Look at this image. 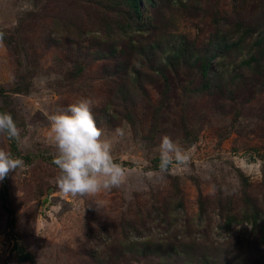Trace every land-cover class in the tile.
Here are the masks:
<instances>
[{
	"label": "rangeland",
	"instance_id": "1",
	"mask_svg": "<svg viewBox=\"0 0 264 264\" xmlns=\"http://www.w3.org/2000/svg\"><path fill=\"white\" fill-rule=\"evenodd\" d=\"M140 9L152 36L194 45L185 65L167 62L166 80L153 69L162 63L134 62L117 80L126 66L106 61L99 46L119 18L111 0H0V112L20 129L19 140L0 133V149L24 161L0 181L15 217L10 231L0 197V264H30L16 261L14 242L35 264H208L224 255L229 264H264L255 262L264 246L249 221L224 225L230 214L242 220L248 204L264 222V84L255 74L264 63L250 59L264 37V0H142ZM221 52L225 59L203 76L198 59ZM215 74L223 83L240 77L232 95L204 88ZM81 98L92 101L126 178L111 191L73 197L55 184L47 117ZM165 135L189 160L161 173ZM128 241L166 253L129 254Z\"/></svg>",
	"mask_w": 264,
	"mask_h": 264
},
{
	"label": "trees",
	"instance_id": "2",
	"mask_svg": "<svg viewBox=\"0 0 264 264\" xmlns=\"http://www.w3.org/2000/svg\"><path fill=\"white\" fill-rule=\"evenodd\" d=\"M114 2L118 9V21L117 19H111L108 34L106 39L103 41L99 39L100 45H105L107 48V53L104 54V59L106 61L117 64L118 66H126L124 67V71L118 75L117 80L119 78H124L127 75V71L129 70L130 63L134 62L135 65H144L143 63H148L151 65L162 63L160 67H154V70H162L169 66L167 62L172 60L181 61L180 65H185L186 60H190L193 58L194 50L193 46L191 50L188 48V44L182 37H177L173 35H155L152 36L150 34L151 25L148 23L141 12L140 6L142 0H111ZM144 19V20H143ZM110 34V36H109ZM157 36V37H156ZM223 41L225 39L223 38ZM227 47H223V51L226 49H235L237 47L235 44L227 45ZM216 49V48H215ZM252 49L255 52L251 55V60H259L261 64L264 63V37L257 38V40L253 43ZM216 57H219L220 60L225 59V53H217L211 54L209 57H204L202 59H198L200 62V66L202 69L203 76H208V71L210 70L211 62L215 60ZM261 58V59H260ZM130 62V63H129ZM171 63V61H170ZM234 60L230 61L228 65H233ZM245 66L250 69V65L248 61L244 62ZM242 67V66H241ZM176 68V67H172ZM262 67H259L257 72L255 73L258 80L264 84V74L261 71ZM119 72V71H118ZM160 75L164 77L163 70L160 72ZM221 76V75H220ZM219 75L215 74L211 78L207 77V83L204 84V88L209 89L213 95H232L233 88H236L238 84L237 80L240 78L237 75H232L229 77L226 83L222 82V78ZM136 79V76L133 75ZM166 80V79H165ZM132 80L128 81L129 84H132ZM213 82V84H212ZM237 82V84H236ZM246 81L243 82V86ZM128 88L127 86H125ZM232 98V97H231ZM0 197L2 200V206L4 211L7 214V222L10 231L14 229L15 225V217L12 209H9L7 205L8 199V190L6 184L3 182L0 190ZM246 212L243 213L242 220L238 219L234 214H230L226 217L225 227H229L232 223H238L242 221H249L251 223V237L255 241H257L259 245L264 246V222L261 219L262 216L259 214V209L256 206L248 204L246 207ZM128 239V238H127ZM150 242V241H149ZM128 245L123 251H126L129 254H135L136 256H155V251H159L160 256L162 257L166 252V250L161 251V249L155 250L156 246L152 245H141L140 247H135L133 241H128ZM17 243L14 242L12 251L17 252L16 261L18 263L29 262L30 264H35V261L31 254L25 253L22 249L17 247ZM258 256L254 257L256 263L264 262V250L263 252H259ZM169 254H167V258ZM221 260H218L213 257V261L208 264H229L228 258L226 256H221ZM152 261V258H151ZM190 264H194L193 262H189Z\"/></svg>",
	"mask_w": 264,
	"mask_h": 264
},
{
	"label": "clouds",
	"instance_id": "3",
	"mask_svg": "<svg viewBox=\"0 0 264 264\" xmlns=\"http://www.w3.org/2000/svg\"><path fill=\"white\" fill-rule=\"evenodd\" d=\"M47 118L50 122V141L57 150L53 159L58 169L55 184L63 194L73 197L96 196L121 187L126 178L125 170L113 158L112 142L102 138L104 133L93 117L90 99L81 98L66 110ZM0 133L10 139H20V129L10 113L0 112ZM116 133L123 135L119 128ZM159 159L160 172L164 173L174 163L186 165L189 156L165 135L159 145ZM23 166L22 159L0 149V181Z\"/></svg>",
	"mask_w": 264,
	"mask_h": 264
}]
</instances>
